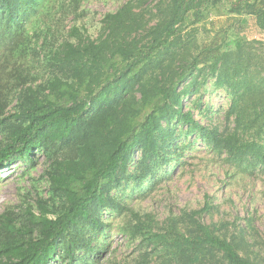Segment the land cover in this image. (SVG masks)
Returning a JSON list of instances; mask_svg holds the SVG:
<instances>
[{"label":"trees","instance_id":"trees-1","mask_svg":"<svg viewBox=\"0 0 264 264\" xmlns=\"http://www.w3.org/2000/svg\"><path fill=\"white\" fill-rule=\"evenodd\" d=\"M87 1L0 0V46L18 52L12 65L0 64V171L21 162L31 174L42 154L47 184L33 204L0 212V264H96L107 210L131 213L137 224L121 233L132 242L141 235L150 254L159 252L158 264H264V234L252 218L204 224L206 201L154 232L146 230L151 215L142 218L113 195L179 156L177 126L240 169L264 163V0H127L103 14L95 37L76 22L58 36L42 18L55 7L83 18ZM221 3L225 19L210 20L199 42L200 24ZM32 20L43 25L29 35ZM251 21L261 39L242 37ZM25 40L46 49L50 75L40 84L21 60L38 54V44ZM253 43L263 47L258 55ZM209 84L231 97L225 128L198 96Z\"/></svg>","mask_w":264,"mask_h":264},{"label":"rangeland","instance_id":"rangeland-1","mask_svg":"<svg viewBox=\"0 0 264 264\" xmlns=\"http://www.w3.org/2000/svg\"><path fill=\"white\" fill-rule=\"evenodd\" d=\"M126 1L89 0L83 6L86 10L83 18L74 19V15L69 11L65 9L58 11L56 7L50 14H43L42 18L46 22H52L54 32L58 36L62 34L61 29L76 22L80 25L85 24L89 34L95 37L99 32V22L103 14L117 10ZM149 2L150 0H146L143 3L144 6H151ZM216 8L211 18L202 22L199 31L195 34L199 42L205 38L207 31L205 32L203 27L209 28L210 20L225 19L226 4L221 3ZM33 20L28 26L29 35L40 31L43 25L39 21L34 25ZM241 34L249 41L253 38L261 39L252 21ZM25 41H29L32 47L38 44V54L26 53L21 60L32 67L31 71L37 77L35 84H40L50 75L48 64L44 61L46 49H39L42 40ZM252 46L257 55L263 51L259 43H253ZM10 47L11 45L6 41L0 46V57L3 59L0 64L5 62L7 65H12L17 58L18 52L15 55L11 54ZM198 96H201L204 105H209L214 112L213 122L225 128L228 123L224 108H228L231 102L228 93L209 84L202 88ZM194 98L196 96L190 100ZM188 103L190 102L187 101L186 105ZM203 120L209 123L206 118ZM250 130V128L241 127L239 135L247 138L251 134ZM186 132V129L177 126V135L180 137L177 141L179 156H175L172 163L156 169L155 176L143 182L134 180L124 182L120 187L113 189V195L142 218L146 215L154 218L146 230L151 227L154 232H158L167 225L170 218L180 219L184 210L187 212L200 210L205 206L206 201H209L212 203V209L201 216L202 223L212 224L221 221L232 223L235 218H239L238 224H243L245 218H252L258 231L264 234V163H258V167L252 170L251 167L255 164L252 161L251 164L247 163L249 167L241 165L242 169H240L237 167L239 165L237 161H232V158L207 146L197 134L187 135ZM139 156L138 152L135 162L131 164L130 173L136 169ZM37 158L38 166L31 174L24 173L22 169L24 164L21 162L0 171L1 213L7 210L15 211L17 206H21L26 201L33 204L42 192L46 194L47 184L42 179L45 159L42 154H38ZM102 216L109 226L105 234L100 236L99 246L104 244L105 248L96 257V264H158L161 262L159 252L150 254L151 249L147 247L146 242H143L141 235H137L132 242L127 235L121 233L120 230L125 224H128L130 228L137 224V220L130 212L120 214L107 210ZM145 253L149 254L147 262L145 257L142 258Z\"/></svg>","mask_w":264,"mask_h":264}]
</instances>
